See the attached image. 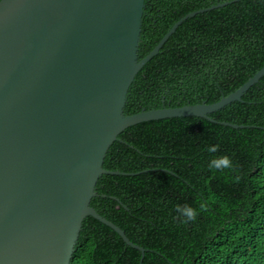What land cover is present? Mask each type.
I'll list each match as a JSON object with an SVG mask.
<instances>
[{"label": "trees", "instance_id": "1", "mask_svg": "<svg viewBox=\"0 0 264 264\" xmlns=\"http://www.w3.org/2000/svg\"><path fill=\"white\" fill-rule=\"evenodd\" d=\"M224 2L182 21L141 67L125 115L214 103L264 66V0H145L138 59L187 13ZM209 117L216 122L165 118L118 135L103 167L134 174H102L90 205L144 255L87 216L70 264H264V76ZM225 156L232 167H210Z\"/></svg>", "mask_w": 264, "mask_h": 264}, {"label": "water", "instance_id": "2", "mask_svg": "<svg viewBox=\"0 0 264 264\" xmlns=\"http://www.w3.org/2000/svg\"><path fill=\"white\" fill-rule=\"evenodd\" d=\"M143 58L145 0H0V264H70L87 216L124 231L91 205L106 153L127 127L209 114L264 76V66L214 103L124 114L130 85L178 25ZM233 128L229 122H217Z\"/></svg>", "mask_w": 264, "mask_h": 264}, {"label": "clouds", "instance_id": "3", "mask_svg": "<svg viewBox=\"0 0 264 264\" xmlns=\"http://www.w3.org/2000/svg\"><path fill=\"white\" fill-rule=\"evenodd\" d=\"M209 151L215 152L217 151V147L213 146L209 149ZM212 165H216V168L218 169L230 168L232 167V161L229 157L225 156L219 159L212 160V164L210 165V167H212ZM177 208H180V206H177ZM181 210L189 220H195L197 215L195 209L190 206H184Z\"/></svg>", "mask_w": 264, "mask_h": 264}]
</instances>
